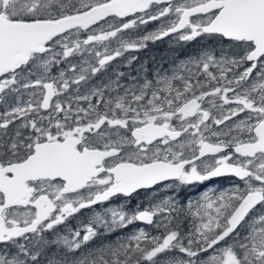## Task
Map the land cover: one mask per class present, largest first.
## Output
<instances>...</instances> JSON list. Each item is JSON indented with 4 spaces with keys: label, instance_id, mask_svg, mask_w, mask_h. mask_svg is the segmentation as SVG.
I'll use <instances>...</instances> for the list:
<instances>
[{
    "label": "snow or ice",
    "instance_id": "6c2138e0",
    "mask_svg": "<svg viewBox=\"0 0 264 264\" xmlns=\"http://www.w3.org/2000/svg\"><path fill=\"white\" fill-rule=\"evenodd\" d=\"M173 34L218 47L92 82ZM217 177L186 207L109 204ZM0 264H264V0H0Z\"/></svg>",
    "mask_w": 264,
    "mask_h": 264
},
{
    "label": "flooded vegetation",
    "instance_id": "af4514ba",
    "mask_svg": "<svg viewBox=\"0 0 264 264\" xmlns=\"http://www.w3.org/2000/svg\"><path fill=\"white\" fill-rule=\"evenodd\" d=\"M159 26V22L155 21L152 22L150 24H148L147 26H142L141 31H144L145 29L147 31H153L155 30L157 27ZM136 30H133V33H135ZM200 38H197L193 42V49H192V53L188 52L186 53L187 56H184L185 53L181 52L176 54L175 56L172 55V58L169 57L168 53H166V49L169 46V43H180L183 41H178L176 39V35L174 36H170L167 38H164L163 40L160 41H156L155 43H149L147 48H144L138 52H129V53H125V57H130V56H135L136 59L133 60L131 63H128L127 60L124 57L118 58V60L113 61L111 67L108 69L107 73L103 74V75H99L96 78H93V83L94 84H100V83H106L108 82L111 78H113L115 76V74L117 72H121L124 73V77L121 78V83L125 84V85H130V80H131V84L136 81L135 78H140L139 74L144 75L145 79L147 80H154L157 76V74H172L176 71L179 70L180 66L190 60H194L195 58H197L198 56H200L199 52H200ZM207 42L209 43V45L218 47V45L216 44L215 41L208 39ZM153 44H156V48L159 46L162 49L161 55H162V59L158 58V56L154 57L152 53V48H153ZM144 53L146 55H144ZM151 55L153 58L149 59L147 56ZM160 55V56H161ZM159 56V57H160ZM145 59L146 61V66L141 65V66H136V62L137 60H143ZM123 63V66H122ZM193 71H195V69L193 68ZM95 80V81H94ZM171 183V182H169ZM233 186V178L230 177H217V178H213L209 181H205L203 184H195V185H191V186H181L180 189L181 190H187V189H194V190H207L209 189L211 192L215 191L216 193H219L220 191H225L230 189ZM160 189L161 187L157 186L155 189L149 190V191H140L138 193L133 194L132 197L129 198H123V197H116V200H112L115 203H119V202H129V204H135L138 200L140 195H144L147 196V198H145V202L143 203V205H147L148 204V200H149V195H152V192L156 189ZM185 192V191H184ZM190 195L191 193H179L178 195V199L183 197V200L186 198L187 195ZM113 203V202H112ZM110 204V202H109ZM100 208L102 209L103 206L99 205L96 206L95 209ZM145 208V207H144ZM83 211H88L91 212L92 210H83ZM190 223V221H189ZM132 227H134V229L136 227H146L143 226L141 224L138 223V225H133L130 226L129 228L131 229ZM184 229V228H183Z\"/></svg>",
    "mask_w": 264,
    "mask_h": 264
},
{
    "label": "trees",
    "instance_id": "16d2710c",
    "mask_svg": "<svg viewBox=\"0 0 264 264\" xmlns=\"http://www.w3.org/2000/svg\"><path fill=\"white\" fill-rule=\"evenodd\" d=\"M200 39H201L200 46H199V48H200L199 54L200 55H202V53L205 50H209L211 48L216 47V45L215 46L209 45V43L207 42L208 39H205L203 37H200ZM155 46H156V44H153V48H152V53L151 54H153L154 57L158 56V58L162 59V55H161L162 49L159 46L157 48ZM192 49H193V42H183V43L180 42V43H177V44L170 42L169 46L166 49V53H168L170 58H172V55L175 56L176 54L181 53V52L185 53L184 56H187L186 53H188V52L192 53ZM144 55H146V54L144 53ZM147 57L149 59L153 58L151 55H148ZM140 61L144 63V66H146L145 59L137 60L136 66H137V63L140 62ZM122 66H123V63H122ZM158 190H159V188L154 190L152 193H154L155 191H158ZM180 193H182V192H180ZM183 193H185V192H183ZM157 196H158V194H157ZM159 196L162 197L164 195H163V193H160ZM176 196L178 197V194ZM145 198H147V196L140 195L139 200L135 204H131L130 205L129 202H124V201L119 202V204H124L128 208L133 209V210H135V208L137 206H139L141 208H144L145 205H143V203L145 202ZM113 199L116 200L117 198H113ZM112 202H114V201H110V204H112ZM96 210L102 211V209H100V208H97ZM90 215H91V212L82 211V213L78 214V218L72 219L70 221L69 227H71V228L80 227L81 224L84 221H86L89 218ZM189 226H190V223H189L188 219H185V218L182 217L181 218V228L182 229L183 228L187 229ZM61 227H63V226H61ZM133 230H134V227H132L131 229L130 228L129 229H122V230H119L118 232L112 233L110 235L106 234L102 239L105 242H115L117 239L123 240V239L126 238V236L130 235ZM97 242H99V241H97Z\"/></svg>",
    "mask_w": 264,
    "mask_h": 264
},
{
    "label": "rangeland",
    "instance_id": "374dc122",
    "mask_svg": "<svg viewBox=\"0 0 264 264\" xmlns=\"http://www.w3.org/2000/svg\"><path fill=\"white\" fill-rule=\"evenodd\" d=\"M141 65H144V63L141 62V61L137 63V66H138V67L141 66ZM139 77H140V78H135V80H136V81H137V80H145L144 75L139 74ZM131 80H132V79H131ZM131 80H130V84H131ZM184 191L187 192V193H191V194H190V195L188 194L184 200H183V197L180 198V199H178L176 195H177V194L179 195L180 192L183 193ZM206 191H207V192H211L209 189H207V190H202V191H200V190L197 191V190H194V189H187V190L185 189V190H181L180 188H176V189H172V188H160L158 191H155L154 193H152V195H149V200L147 201L148 204L145 206V208H146V207H149L150 205H153V204H155V203L160 202L162 199H167V198H169V197H173V198H175L176 201H177L180 205H183L184 207H186L189 201H191V202L194 204L195 202H197L198 200H200L201 197L203 196V194H204ZM160 193H163L164 196L160 197V196H159ZM157 194H158V196H157ZM110 205H112V206H117V205H119V203H115V202H113V203L110 204ZM102 210H103V208H102ZM188 221H189V220H188ZM134 230H135V229H134ZM134 230H133V231H134Z\"/></svg>",
    "mask_w": 264,
    "mask_h": 264
},
{
    "label": "water",
    "instance_id": "95a60500",
    "mask_svg": "<svg viewBox=\"0 0 264 264\" xmlns=\"http://www.w3.org/2000/svg\"><path fill=\"white\" fill-rule=\"evenodd\" d=\"M174 35H176V34H173L172 36H174ZM165 38H167V37H165ZM149 190H152V189H149ZM149 190H141V191H149ZM124 198V197H123ZM96 206H99V205H96ZM96 206H94V207H96ZM139 224H141V225H143L142 223H139ZM143 226H145V225H143ZM147 227V226H146Z\"/></svg>",
    "mask_w": 264,
    "mask_h": 264
}]
</instances>
